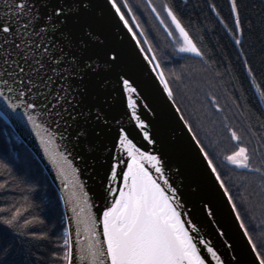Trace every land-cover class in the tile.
<instances>
[{
  "label": "water",
  "instance_id": "95a60500",
  "mask_svg": "<svg viewBox=\"0 0 264 264\" xmlns=\"http://www.w3.org/2000/svg\"><path fill=\"white\" fill-rule=\"evenodd\" d=\"M128 13L138 35L114 0H0V119L57 193L66 264H264Z\"/></svg>",
  "mask_w": 264,
  "mask_h": 264
},
{
  "label": "trees",
  "instance_id": "16d2710c",
  "mask_svg": "<svg viewBox=\"0 0 264 264\" xmlns=\"http://www.w3.org/2000/svg\"><path fill=\"white\" fill-rule=\"evenodd\" d=\"M165 1L199 57L184 44L185 53L176 54L157 25L134 16L264 263V0ZM239 154L248 160L246 169L227 163ZM66 259L57 193L0 119V264H66Z\"/></svg>",
  "mask_w": 264,
  "mask_h": 264
},
{
  "label": "flooded vegetation",
  "instance_id": "af4514ba",
  "mask_svg": "<svg viewBox=\"0 0 264 264\" xmlns=\"http://www.w3.org/2000/svg\"><path fill=\"white\" fill-rule=\"evenodd\" d=\"M116 4L119 6L120 10L124 14L125 18L128 20L134 31L136 32L132 20L130 16L128 15L127 8L131 11L132 8L135 9H140V4H143V8L146 11L145 12V17H142L141 13L137 14V18L141 19L143 23H149L152 22L154 25H157L163 33L167 36L169 40L172 41V49L176 52V54L180 55L181 53L184 54L183 52V41L179 37V35L176 32L175 25H174V18L178 20V17L174 10L171 8L170 4L167 3L165 0H138V5L133 6L132 8H129L128 3H126V0H114ZM126 4V5H125ZM132 16H133V12ZM134 17V16H133ZM136 20V18H135ZM141 22V23H142ZM172 32L176 33L177 36L181 39H179V42H175L173 40V34ZM137 34V32H136ZM138 35V34H137ZM139 40L143 46V48L146 50V47L143 43V41L140 39ZM181 56V55H180Z\"/></svg>",
  "mask_w": 264,
  "mask_h": 264
},
{
  "label": "rangeland",
  "instance_id": "374dc122",
  "mask_svg": "<svg viewBox=\"0 0 264 264\" xmlns=\"http://www.w3.org/2000/svg\"><path fill=\"white\" fill-rule=\"evenodd\" d=\"M133 1V6H136V5H138V0H132ZM126 5V4H125ZM129 6V5H128ZM143 4H140V9H135V8H132V6H129V8H132V10L130 11V12H133V16L135 15V16H137V14L138 13H141V15H142V17H145V10H144V8H143ZM129 10V9H128ZM127 10V11H128ZM132 14V13H131ZM128 15H129V13H128ZM130 16V15H129ZM134 16V19L136 18ZM130 18H131V16H130ZM139 20H141V19H139ZM136 21V20H135ZM142 22V21H141ZM136 23H137V21H136ZM133 24V23H132ZM142 24H148V26L150 27L151 25H152V27H154L155 25L152 23V22H149V23H143L142 22ZM137 25H138V23H137ZM134 26V25H133ZM139 26V25H138ZM149 27H146V28H149ZM139 28H140V26H139ZM156 29H158V28H156ZM140 30H141V28H140ZM158 31H159V29H158ZM141 32H142V34H143V36H144V38H145V40L147 41V43L149 42V40L146 38V36H145V34L143 33V31L141 30ZM148 34V33H147ZM148 45H149V47H150V49L152 50V48H151V46H150V44L148 43Z\"/></svg>",
  "mask_w": 264,
  "mask_h": 264
}]
</instances>
